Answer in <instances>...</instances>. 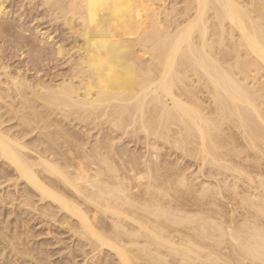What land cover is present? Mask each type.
Masks as SVG:
<instances>
[{
    "label": "bare ground",
    "instance_id": "1",
    "mask_svg": "<svg viewBox=\"0 0 264 264\" xmlns=\"http://www.w3.org/2000/svg\"><path fill=\"white\" fill-rule=\"evenodd\" d=\"M16 1L73 46L0 0L8 44L68 66L0 59V264L54 263L35 218L55 264H264V0Z\"/></svg>",
    "mask_w": 264,
    "mask_h": 264
},
{
    "label": "rangeland",
    "instance_id": "2",
    "mask_svg": "<svg viewBox=\"0 0 264 264\" xmlns=\"http://www.w3.org/2000/svg\"><path fill=\"white\" fill-rule=\"evenodd\" d=\"M15 2V3H13L12 4V2ZM9 0V3H8V5H7V3H5L4 4V6H5V11H8L9 12V15L6 17V19H7V21H6V19H4L3 21H1V23H7V22H10V23H13V24H15V25H18V26H20V24H21V27L22 26H24L25 24L27 25V30L30 28V26H31V28L28 30V31H30V30H34L33 32H31V33H34V34H32L31 36H35L36 35V33L37 32H40V33H43V31H45L44 32V34H46V35H49L50 36V34H51V36L50 37H52L53 38V42H54V40L56 41L55 43H59L61 40H63V37H64V42L63 41H61V42H63L65 45H66V47L68 48V46H69V49H70V45L71 46H73L72 44H73V40L72 39H70L68 36H67V34L66 33H64V32H62V29H61V32L60 31H57V30H59L57 27L55 28V26L56 25H54L53 26V24H49L48 25V23L50 22V20L49 19H47V18H43V17H45L46 16V14H44V9L42 8H38L37 7V9L38 10H36V11H34L35 12V14L36 15H38L39 17H36V15L33 13V15H32V12L33 11H31V9L33 10V8H34V10H35V6L32 8V7H30L29 8V6H24V7H22V6H20L21 4H18L19 5V7L17 6V1L16 0ZM6 2H8V0H6ZM10 4V5H9ZM13 5V6H12ZM10 7V8H9ZM12 7V8H11ZM19 8H21L20 10H19ZM26 8H28V9H26ZM15 9V10H14ZM24 9H26V10H24ZM11 10V11H10ZM19 11V13H18V11ZM22 10V11H21ZM41 10V11H40ZM25 13H27V14H25ZM38 11V12H37ZM40 11V12H39ZM11 12H12V14H11ZM17 12V13H16ZM21 12V13H20ZM29 12H30V14H29ZM16 13V14H15ZM26 16H25V15ZM29 14V15H28ZM17 17H16V16ZM19 15H21V18L23 19H21V18H18V16ZM41 15H45V16H41ZM10 16V17H9ZM24 16V17H23ZM29 16V17H28ZM41 16V17H40ZM34 17H36L35 19H36V21L37 20H39L38 22L39 23H37V22H35V19H34ZM47 17V16H46ZM9 18V19H8ZM13 18H15V19H13ZM26 18H28V19H26ZM30 18H31V20H30ZM38 18H40V19H38ZM33 19V20H32ZM44 19V20H43ZM46 19L47 20H49V22L48 21H46ZM21 20V21H20ZM42 22H41V21ZM19 23V22H21V23H19V24H17V22ZM24 23H23V22ZM28 21V22H27ZM29 21L31 22V24L30 25H28L29 24ZM45 21V23L46 24H44L43 22ZM34 22V23H33ZM0 23V24H1ZM38 25H37V24ZM24 24V25H23ZM39 24H40V27H37V26H39ZM44 26H43V25ZM25 25V26H26ZM45 25H48V26H45ZM41 26H42V28H41ZM53 26V27H52ZM36 27H37V29H36ZM46 27H47V29H49L50 27H51V31H49V30H47L46 29ZM23 28V27H22ZM41 28V29H40ZM44 28V29H43ZM24 29H26V27L24 28ZM55 29H56V31L57 32H55ZM36 31V32H35ZM42 31V32H41ZM48 31V32H47ZM60 32V33H59ZM28 33H30V32H28ZM48 33V34H47ZM53 33V34H52ZM54 33H56L55 35H54ZM61 33L63 34V35H61ZM60 34V35H59ZM30 35V34H29ZM67 37H66V36ZM0 40H2V41H4L3 43H7V39H5L1 34H0ZM63 36V37H62ZM58 37H61V40L58 38ZM66 37V38H65ZM36 38H37V36H36ZM37 39H39V36H38V38ZM59 39V40H58ZM12 40H14V39H12ZM12 40H9V42L10 41H12ZM67 40H68V42H67ZM2 41H0V46L2 47V50L0 49V59L2 58V56L3 55H7L6 57H4V59L6 60L5 62L7 63L8 62V64L10 65V66H12V67H14L15 65L18 67V66H20L21 64H20V62H22V68H26L28 65H29V62L28 61H31L30 62V64H32V67L29 65V67L28 68H33V69H39V71H40V75H42V76H46V79H50V78H55L56 76H57V73L58 72H60L61 73V75L63 74V73H65V70H68V66L66 65V64H62L63 62H61L60 64H58V62H60V61H57L56 60V58H54V56H53V58L55 59V60H53L52 59V61L54 62V61H57V62H55V63H53V62H51V59L50 58H47V59H45L46 61H42L41 63H40V65H39V62L37 63L34 59H31V60H28L30 57H31V54L29 55V52H27L26 53V50L24 49V47H22L23 46V44L20 46V48H19V45H18V47H17V44H15L14 42H11L10 44H12V43H14L15 45H11L10 46V44H5L6 45V47L4 46V45H2ZM59 41V42H58ZM18 42V41H17ZM19 42H21V41H19ZM65 42H67V44L65 43ZM3 46H4V48H3ZM8 46L10 47V49L8 48ZM15 46V47H14ZM11 47H13V49L16 51H13V49L11 48ZM17 47V48H16ZM7 48H8V51L9 52H11V49H12V51L14 52V53H16V54H14V53H7L8 51H7ZM20 49V50H19ZM23 49V50H22ZM6 50V51H5ZM1 51H2V55H1ZM6 52V54H3V53H5ZM21 53V54H18V53ZM22 53H23V55H22ZM9 54L10 55H16L17 57H15V61H14V57L13 56H9ZM18 54V55H17ZM27 54V55H26ZM24 56V57H23ZM27 56V57H26ZM29 56V57H28ZM8 57H10V59L13 61V64L11 63L12 61L11 60H7V59H9ZM19 57H20V59H19ZM22 58V59H21ZM28 58V59H27ZM32 58V57H31ZM52 58V57H51ZM4 59H2V60H4ZM18 59V60H17ZM48 59H49V61H48ZM17 63V64H15V63ZM25 62H27V64L25 63ZM34 62H36V63H34ZM43 62H45V63H43ZM25 63V64H24ZM51 63H52V65H51ZM35 64V65H34ZM46 64V65H45ZM36 65H39L38 67H42V65L44 66V67H42V68H45L46 66H47V68H45V69H40V68H37V66ZM64 65V66H63ZM65 65H66V67H65ZM15 66V67H16ZM50 66V67H49ZM52 66H53V68H52ZM35 67V68H34ZM56 67H57V69H56ZM59 67H61V68H59ZM30 68V69H31ZM49 69H52V70H49ZM62 69H63V72H62ZM58 72H57V71ZM45 71H47V72H45ZM52 71V72H51ZM56 74H54V73ZM67 72V71H66ZM60 73H59V75H60ZM48 75V76H47ZM54 77H53V76ZM58 75V76H59ZM8 207H12V206H8ZM3 213V216H0V223H2V221L5 219V215H7V214H5V212H2ZM19 218V220H17V222H20L21 221V225H22V217L21 216H16V218ZM16 218L14 217V215H7L6 216V222H7V220H8V222H15V220H16ZM30 223H29V225L31 226V228H33V231H34V236H33V242H34V244H36L37 246L36 247H42V248H44L45 250L47 249V250H49V252L51 253V260L52 261H54V263L53 264H55V263H57V262H59V263H61L60 261V257H61V254H62V251L61 250H59V246H58V244L56 245V244H54L55 243V240H54V238L56 239V237H61V239L62 240H64V242L65 243H69V244H71V242H70V240H69V238H68V234H64L62 231H59L58 230V232L59 233H61L60 235H58L59 233L56 231V230H54V229H51V228H48L46 225H44L43 223H40L36 218L35 219H33V220H31V221H29ZM44 226H43V225ZM52 231H51V230ZM58 234H57V233ZM63 237V238H62ZM68 245V244H67ZM60 260V261H59ZM82 259H81V257H76V261H77V263L78 264H81V261ZM63 264L65 263V260H63V262H62ZM41 264H44V263H41Z\"/></svg>",
    "mask_w": 264,
    "mask_h": 264
}]
</instances>
